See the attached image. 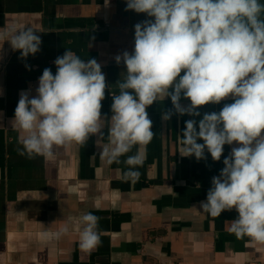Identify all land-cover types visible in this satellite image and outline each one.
<instances>
[{"label": "crops", "instance_id": "crops-1", "mask_svg": "<svg viewBox=\"0 0 264 264\" xmlns=\"http://www.w3.org/2000/svg\"><path fill=\"white\" fill-rule=\"evenodd\" d=\"M125 9L126 0H0V33L31 27L42 39L41 51L26 59L0 39V264H264V244L229 231L235 209L212 217L199 207L231 146L225 145L219 162L207 152L206 161L181 156L180 134L193 117L174 115L163 122L170 98L148 108L155 135L144 146L136 181L125 180V164L101 160L96 137L58 147L53 158L20 154L18 133L9 123L20 92L32 88L35 95L43 70L55 74L53 61L66 50L95 58L110 85L122 78L126 68L113 57L132 50L134 25L148 19ZM231 102L202 106L195 119ZM112 103L106 92L101 111L109 119ZM135 152L136 147L127 155ZM87 212L99 217L102 241L91 252L80 249L75 227ZM66 223L70 232L61 240L39 239L40 232Z\"/></svg>", "mask_w": 264, "mask_h": 264}, {"label": "clouds", "instance_id": "clouds-1", "mask_svg": "<svg viewBox=\"0 0 264 264\" xmlns=\"http://www.w3.org/2000/svg\"><path fill=\"white\" fill-rule=\"evenodd\" d=\"M125 10L144 13L148 19L134 25L132 50L113 57L126 68L122 78L110 85L95 58L85 60L66 50L53 61L55 74L51 68L43 70L35 95L32 88L20 92L9 121L18 133L20 154L53 158L58 147L85 145L96 137L101 160L125 164V180L136 181L144 146L155 135L148 108L170 98L172 108L162 110L163 122L174 115L193 117L180 134L181 156L206 161L207 152L219 162L225 145L231 146L200 209L212 217L235 209L238 216L229 231L238 239L264 244V2L126 0ZM36 32L31 27L13 29L0 33V39L26 59L41 51ZM106 92L113 100L110 119L101 111ZM182 99L190 105H183ZM229 99L233 102L224 103L220 111L195 119L202 106ZM134 147L135 154L127 155ZM70 227L66 223L38 236L56 242ZM75 227L81 250L91 252L101 244L96 215L84 213Z\"/></svg>", "mask_w": 264, "mask_h": 264}]
</instances>
